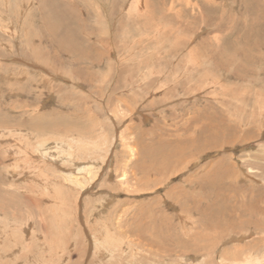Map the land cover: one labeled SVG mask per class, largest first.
Instances as JSON below:
<instances>
[{"label": "rangeland", "instance_id": "rangeland-1", "mask_svg": "<svg viewBox=\"0 0 264 264\" xmlns=\"http://www.w3.org/2000/svg\"><path fill=\"white\" fill-rule=\"evenodd\" d=\"M263 208L264 0H0V264H264Z\"/></svg>", "mask_w": 264, "mask_h": 264}, {"label": "bare ground", "instance_id": "bare-ground-1", "mask_svg": "<svg viewBox=\"0 0 264 264\" xmlns=\"http://www.w3.org/2000/svg\"><path fill=\"white\" fill-rule=\"evenodd\" d=\"M44 3V2H43ZM59 16V15H58ZM48 26H49V24H48ZM49 28V27H48ZM53 33V32H52ZM57 38V37H56ZM70 41L72 40V39H69ZM55 43V42H54ZM71 43V42H70ZM59 45V48L61 49V47H60V44H58ZM69 45V44H68ZM72 45H74L73 43H72ZM56 46V45H55ZM75 46V45H74ZM65 47V46H64ZM69 47V46H68ZM67 47V48H68ZM65 49V48H64ZM63 49V50H64ZM62 50V51H63ZM67 51V50H66ZM74 53V52H73ZM81 53V52H80ZM78 55V54H77ZM44 124V123H43ZM49 127V126H48ZM50 131V130H49ZM16 142V141H15ZM44 146V145H43ZM18 147H20L19 149H15V152H17L19 155H20V157L21 156H23V158H25L29 153H31V152H29V149L27 148V147H25V146H19L18 145ZM45 147V146H44ZM53 147V146H52ZM55 148V147H54ZM49 149V148H48ZM51 150V149H50ZM53 150V149H52ZM40 151V150H39ZM42 152L43 151H41L39 154H42ZM63 152V151H62ZM13 153V152H12ZM45 155H46V157L48 156L47 154H48V150H46V152H43ZM14 154V153H13ZM39 157L41 158L42 156L41 155H39ZM49 157V156H48ZM55 158H56V156H55ZM55 158H52V159H55ZM33 159V158H32ZM32 159H29V161L30 162H32V163H34L33 162V160ZM42 159V158H41ZM41 159H38V161H40ZM36 161V160H35ZM44 161V160H43ZM53 161V160H52ZM54 161H56V159L54 160ZM37 162V161H36ZM50 162V161H49ZM40 163H43V162H40ZM39 163V164H40ZM46 163V162H45ZM45 163H43V164H45ZM48 163V162H47ZM51 163H53V162H51ZM35 164V163H34ZM49 164V163H48ZM36 165V164H35ZM77 165V164H76ZM94 166V165H93ZM41 167H42V165H41ZM46 168V167H45ZM77 168V167H76ZM91 168L87 165H84V166H80L79 167V171H91L92 172V170H90ZM47 170V169H46ZM71 170V169H70ZM30 171V170H29ZM28 171V172H29ZM74 171V170H73ZM32 172V174H34V175H36L35 177L36 178H38L39 180H42L43 181V183L44 184H46V183H48V182H46V180H45V178H43V177H41V176H39V175H37V174H39L38 172H37V169H35V168H33L31 171H30V173ZM44 173V172H43ZM42 175V174H41ZM76 175H78V174H76ZM74 176L72 179H73V181H74V183H77L78 185H79V187H81V188H83V184L84 183H81L82 181H83V179L85 178H83L82 180L80 179V178H77V176ZM80 183V184H79ZM47 185V184H46ZM76 187V186H75ZM84 187H85V185H84ZM81 190V189H80ZM263 211H264V208H263ZM167 215V214H166ZM154 217V216H153ZM255 220V219H254ZM257 221V220H256ZM255 226H256V224H255ZM258 226V225H257ZM259 227V226H258ZM260 228V227H259ZM169 235V234H168ZM169 237V236H168ZM248 262V261H247ZM250 264H252V263H250Z\"/></svg>", "mask_w": 264, "mask_h": 264}]
</instances>
